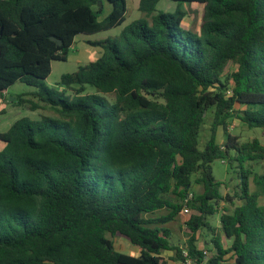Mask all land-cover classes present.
<instances>
[{
    "label": "trees",
    "instance_id": "1",
    "mask_svg": "<svg viewBox=\"0 0 264 264\" xmlns=\"http://www.w3.org/2000/svg\"><path fill=\"white\" fill-rule=\"evenodd\" d=\"M160 1L141 0V18L118 36L88 41L101 56L50 88L53 63L68 62L77 37L126 23L127 0H0V95L23 83L35 90L17 105L51 113L0 132V264H170V250L183 260L162 225L177 221L194 184L203 192L189 202L186 251L201 264L200 230L216 235L209 217L221 201L234 206L220 193L217 160L238 163L242 203L221 214L220 235L231 245L215 236L209 263L231 253L236 264H264V174L254 178L260 194L245 167L264 161V145L228 132L234 114L264 129V0H170L203 6L200 31L184 28L180 7L158 11ZM230 63L237 69L223 78ZM109 235L140 255L119 252Z\"/></svg>",
    "mask_w": 264,
    "mask_h": 264
},
{
    "label": "rangeland",
    "instance_id": "2",
    "mask_svg": "<svg viewBox=\"0 0 264 264\" xmlns=\"http://www.w3.org/2000/svg\"><path fill=\"white\" fill-rule=\"evenodd\" d=\"M139 2L140 0H128L127 7H128V19L126 23L120 27L110 31H105L98 33L96 35L91 36H79L76 38L75 44L71 49V54L69 57L68 62H54L53 63V71L49 78L47 79V85L50 88H59L58 82L60 81L63 74L73 73L75 72L78 67L82 64L89 62L91 59H97L101 56L102 50L98 47L91 46L88 41L100 40L109 37H116L118 36L122 29L132 23L133 21L139 20L141 18V13L139 12ZM181 8L183 11L187 13V16L184 19L183 26L186 29H192L196 31H200V26L202 23V18L204 14V8L202 5L197 3H177L170 0H162L157 6V10L160 12H168V13H175L178 8ZM111 11L110 5L107 3L105 4L104 12L101 14L100 19L103 20ZM237 69V66L230 63L225 69L224 76L225 78L228 73L233 72ZM34 88H31L23 83H16L12 87H10L7 91L4 92V95H0V132H6L9 128L21 117L29 116L34 119H39L43 115H50L51 113L48 110H38V111H31L27 106H19L17 105V97L20 94L25 92L34 91ZM88 92L93 93L95 90L93 88H88ZM71 93V92H70ZM227 94H231V90L227 92ZM28 98H32V96H26ZM238 111H242L244 107L240 105L236 106ZM213 110V109H212ZM209 111L207 116V124L204 126L202 133L200 135V148L203 149L210 139V127L213 122L214 114L213 111ZM228 132L232 135L239 137L240 142H252L253 140L257 139L264 145V129L262 128H249L245 123H243L237 115L229 119V128ZM226 141V134L225 130L220 127L218 131V142L225 143ZM6 146L4 141L0 140V150H3ZM246 168L252 171V180H251V188L254 192L260 193L259 186L255 184L254 178L258 175L264 174V161H250L247 162L245 165ZM213 171L214 176L218 181L223 182V187L220 189V193L224 196H229L234 198V206L240 205L242 201L238 194L240 193L241 187V175L240 169L238 168V163H234L233 166L228 163V161L217 160L213 163ZM194 195L200 194L203 192V187L201 185L196 186L193 189ZM260 203L264 204V197L263 195L259 198ZM234 206L227 203V202H220L218 212L209 217V221L212 227L215 229L216 233L221 232V214L228 210L232 212ZM194 213V211H191ZM190 217L189 215H184L183 213L180 214L177 221L174 223H170L168 227L172 230L173 236L171 239L172 245L174 247H180L182 250L187 249V241L188 235L190 231L184 225L186 219ZM183 229L181 230V227ZM215 236L218 237L220 242H223L224 249H228V240L224 237L222 238L219 235H215L211 230L204 228L199 232V241H198V248L201 251L207 250L208 255L205 258L203 264H210L209 261L212 257L217 256V249L213 245V239ZM109 238L114 242L116 249L121 252L132 253L131 249V242L121 236L118 235L116 237ZM208 242V244H207ZM227 246V247H225ZM204 253V252H203ZM164 255L170 259H174V261L169 260L170 264H179L182 259H179L176 255L175 250H170L164 252ZM205 256V255H204ZM221 264H236L232 254H228L225 257V261L221 262Z\"/></svg>",
    "mask_w": 264,
    "mask_h": 264
},
{
    "label": "built area",
    "instance_id": "3",
    "mask_svg": "<svg viewBox=\"0 0 264 264\" xmlns=\"http://www.w3.org/2000/svg\"><path fill=\"white\" fill-rule=\"evenodd\" d=\"M193 197H194V192L191 191V192L188 194V196H187V198L185 199V202H184V209H183V211H182V213H183L184 215H189V214H191V210H190V208H189V202L193 199ZM204 255H205L204 257L206 258L207 255H208V251H204ZM182 264H200V263H199V261H198L197 259L192 258V257L189 255V253H188L187 251L184 250V259H183V261H182ZM201 264H203V263H201Z\"/></svg>",
    "mask_w": 264,
    "mask_h": 264
},
{
    "label": "crops",
    "instance_id": "4",
    "mask_svg": "<svg viewBox=\"0 0 264 264\" xmlns=\"http://www.w3.org/2000/svg\"><path fill=\"white\" fill-rule=\"evenodd\" d=\"M141 1V0H140ZM127 2H128V0H127ZM139 4H140V2H139ZM138 7H139V5H138ZM139 9V8H138ZM196 186H198V184H194V187L193 188H196ZM167 213V211L166 210H163V211H160V212H158V213H156L155 215H148V218L149 217H152V218H155V217H160V216H162V215H164V214H166ZM172 223H174V222H172ZM170 223H168V224H165V225H162V226H164V227H168V225H169ZM217 235H220L221 234V232L220 233H216ZM221 236V235H220ZM223 238V237H222ZM226 239V238H225ZM228 240V239H227ZM223 243V242H222ZM207 244H208V242H207ZM228 244H230L231 245V242H230V240H228ZM115 245V244H114ZM131 245H132V247L130 248L129 247V249H131V251H132V253H126V252H122V253H125V254H129V255H132V256H139L140 255V252H141V249L138 247V246H135L134 244H132L131 243ZM230 245H228V247L227 246H225V247H227V248H229L230 247ZM224 246V245H223ZM116 247V246H115ZM204 251H207V250H204ZM203 251V252H204ZM119 252H121V251H119ZM163 256L166 258V259H168L165 255H164V253H163ZM168 260H171V261H174V259H172V258H170V259H168ZM183 261V260H182ZM182 261L179 263V264H182Z\"/></svg>",
    "mask_w": 264,
    "mask_h": 264
},
{
    "label": "water",
    "instance_id": "5",
    "mask_svg": "<svg viewBox=\"0 0 264 264\" xmlns=\"http://www.w3.org/2000/svg\"><path fill=\"white\" fill-rule=\"evenodd\" d=\"M52 39H53V40H57V39L54 38V37H53ZM62 43H63L62 41H59V44H60V45H62Z\"/></svg>",
    "mask_w": 264,
    "mask_h": 264
}]
</instances>
